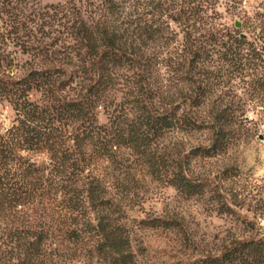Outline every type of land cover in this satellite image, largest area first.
Listing matches in <instances>:
<instances>
[{"label": "trees", "instance_id": "trees-1", "mask_svg": "<svg viewBox=\"0 0 264 264\" xmlns=\"http://www.w3.org/2000/svg\"><path fill=\"white\" fill-rule=\"evenodd\" d=\"M239 1L0 0V264H138L139 171L236 212L193 162L251 133L246 105L264 119V0L229 22ZM202 261L264 264V237Z\"/></svg>", "mask_w": 264, "mask_h": 264}, {"label": "rangeland", "instance_id": "rangeland-1", "mask_svg": "<svg viewBox=\"0 0 264 264\" xmlns=\"http://www.w3.org/2000/svg\"><path fill=\"white\" fill-rule=\"evenodd\" d=\"M40 1L46 4L57 0ZM261 1L240 0L239 13L229 16V22L239 20ZM246 107L253 119L251 133L241 138L228 154L193 162V167L204 175L225 179V189L234 200L236 212L220 213L213 191L188 197L173 186L144 175V171L137 173L131 193L125 197L124 222L133 233L138 264H203L204 256L220 252L234 237H264V212L260 213L264 203V119L257 114L256 105ZM0 123L4 126L12 123L7 105L0 104ZM199 140L192 137L186 146ZM26 154L39 162L44 160L41 153ZM156 218L169 223L161 226L148 223Z\"/></svg>", "mask_w": 264, "mask_h": 264}, {"label": "water", "instance_id": "water-1", "mask_svg": "<svg viewBox=\"0 0 264 264\" xmlns=\"http://www.w3.org/2000/svg\"><path fill=\"white\" fill-rule=\"evenodd\" d=\"M236 25H237V26H240V23H239V22H236Z\"/></svg>", "mask_w": 264, "mask_h": 264}]
</instances>
